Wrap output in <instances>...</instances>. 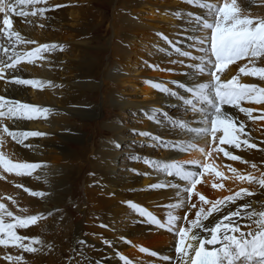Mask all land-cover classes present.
Returning a JSON list of instances; mask_svg holds the SVG:
<instances>
[{
	"label": "bare ground",
	"instance_id": "obj_1",
	"mask_svg": "<svg viewBox=\"0 0 264 264\" xmlns=\"http://www.w3.org/2000/svg\"><path fill=\"white\" fill-rule=\"evenodd\" d=\"M65 1L67 0L63 2ZM75 1H77V4L73 7L45 12L42 16L39 14L36 16L30 14L27 17L11 16L13 30L18 31L26 41L36 42L35 44H18L17 51H31L39 44L69 39L71 42L70 54L73 57H78L81 52L80 47L84 43L88 44L91 41H95L96 44L100 43L101 38L97 39L96 36L102 30L101 24L107 22L114 34L110 38V43L115 48V53L113 52V57L99 71L103 64L97 59L98 57L92 55L94 58H84V51L82 50V58L76 61L74 71H72L74 72L72 76L75 79L71 85L65 86L62 80L56 78L57 74H60L58 68L64 67L60 63V59L56 58L52 62L48 57L43 60H36L31 64L24 60V69L18 68L19 71L11 74L12 77L41 81L42 86L18 85L14 82L6 83L5 80H0V97L30 105H36L37 102H40L42 103L41 108L50 109L46 115H39L32 119L24 117L4 119V123L11 131L39 132L38 129H41L44 130L42 132L44 135L29 137L23 144L17 143L7 134L3 135V144L0 145V151L8 159L16 163H35L40 167L35 169L31 175L23 176L4 172L0 168V175L4 177L0 179V203L5 204L7 210L11 211L15 217L40 216L41 218L35 224L23 228L17 227L15 231L20 236L38 239L41 243L31 245L36 249L34 252L19 249L11 244L7 247L0 245V264H97V262L99 264H123L120 254L132 261V264H176L174 249L177 237L164 228L142 223L143 218L125 202L131 201L144 207L162 222L166 221L169 211L183 217L190 207V204H187L186 193L183 194L186 206L171 210L168 205L175 204L180 199L176 196V189H147L150 184L169 181L178 183L183 187L184 182L182 183V180L178 177H164L166 173L154 167L153 169L146 168L147 171L139 177L129 169L122 170L120 172L122 176L115 180L114 160L115 157L117 158L118 148L116 144L125 137L122 129L126 128L127 124H123L121 118L127 112V109L142 119L139 125L141 130L145 132L160 136L162 139L168 136L178 140L184 138L189 141L187 143L196 145V148L207 150L209 146H215L211 143L212 138L210 135L202 136L192 131V129L209 126L207 122L200 123L202 117L199 113H188L185 111L182 102V109L179 106L170 107L167 103L171 100L166 97L167 94L152 86L154 83L166 79L190 84L193 78L188 79V76L184 74L174 75L173 66L161 64L158 66L160 72H156V77H152L153 74L149 72L150 74H142L138 80L134 81L135 87L148 98L147 103L140 101L137 97H134V99L123 93L122 86L131 81L132 78L126 77V66H120L125 65L132 50L129 46L122 45L119 40L132 39L131 36L140 34L144 35L145 31L153 28L152 25L136 17L135 10L132 9L147 5H150L153 9L156 5L147 0H117L116 4L108 0ZM229 3H231V0H229ZM107 4L112 5V7L118 6L117 8L121 9V11L117 9L121 13L114 14V19L119 16V21L111 20L110 6L108 9L105 8ZM236 5L242 16L248 15L252 19H264V0H236ZM36 7L45 8L43 3L36 5ZM25 10L30 13L33 11L31 6ZM201 11L206 12L205 9H201ZM161 14L163 17H172V12L166 8L161 10ZM0 22H2V14H0ZM41 25L43 26L41 27ZM105 31H108V28ZM78 38L82 40L80 43L77 41ZM5 46H8V41L0 36V48ZM111 49L113 50V48ZM92 52H90V55ZM96 53L108 54V50H96ZM245 66L246 69H250L252 66L264 68V57L258 59L245 58L229 64L220 74L221 81L226 82V80H232L235 77L239 84L264 88V79L259 78V76L244 75L240 72V68ZM169 69L171 71H168ZM204 75H207V73ZM97 77H102L106 81L109 88L106 93L100 89L99 84L95 81ZM198 79L200 82H207L210 77L201 75L198 76ZM35 88L38 91H33ZM64 90H69V96L66 99H59L58 93ZM178 90L179 94L188 95L190 98V94H186L183 89L178 88ZM98 96L102 98L101 106L91 101L92 98L96 100ZM152 102L155 105H163L164 108L160 116L162 117V114L167 112L169 114L167 120L161 118V121L157 122L152 119L147 121L144 118V116L149 117L156 114L152 107L147 106L148 103L151 104ZM54 103L60 106L54 107ZM141 103L144 105H140ZM92 107L95 112L103 110L108 113L112 110L117 111V121L112 119L101 124L97 120L100 123L98 128L100 132L96 129L93 139L87 141L81 135H83V131L91 129L90 123L78 124L77 119L73 117L71 112L84 111L85 109H92ZM240 107L252 109V118L241 112ZM223 110L232 117L237 126L240 122L244 123V134L241 135V140L246 139L249 144L256 145L254 148L242 146L241 149L220 145V147L232 151L234 155L240 156L243 162L230 160L222 152L214 153L206 160L204 154L196 148L185 150L188 148L187 143L183 144L178 141L172 143L178 146L182 145L183 148L178 147L176 150L165 148L161 151L164 160L158 163L162 167L165 163H169V160L178 159V162L183 161L182 164L191 160L212 164L217 171L224 173L225 178L221 180L214 173L205 172L201 177V183L197 185L196 191L203 194L207 200L215 201L234 195L235 192L244 188L252 195L245 196L242 200L237 199L234 204L230 203L228 209L234 211L240 205L247 203L250 207L241 209L244 214L252 211H264V187H261L258 183L259 178L264 175V103L258 104L245 100L240 102L239 107L224 105ZM173 120L185 122V129H179L178 125L174 126L171 123ZM107 133H109L108 138H101ZM217 135L221 134L218 133ZM69 136L82 137L83 145L67 143V137ZM98 139L99 143H97ZM25 145H30V147ZM88 156L92 159H89ZM229 165L237 169L242 175L256 177V180L249 183L247 180L240 181L236 179L230 171ZM253 165L256 167L254 168ZM87 166H92L93 172L85 176ZM131 166L133 167L134 164ZM185 167L189 170H197L188 164H185ZM145 173L148 175H145ZM116 181L120 184L132 181V185H138L140 190L136 194L119 198L121 191L117 195L113 193L117 192V189L122 190L125 186L120 185L121 188H116ZM80 183L84 194V203L80 208H84L83 221L77 224L72 219L69 222L65 206L73 203V197L77 195V189L73 188V185H79ZM214 183H222L223 187L214 188ZM17 185H20V187H17ZM25 188L29 191H25ZM31 192H43L45 195L37 197L31 195ZM192 202L197 203L198 206L196 209H191L189 219H194L195 212L199 210L198 197H193ZM210 206V204L204 205L205 211ZM219 215L213 213V216L219 217ZM3 219L6 223L14 222L12 217L6 215ZM256 219H259V217H253L252 220H249L244 215L243 219H239L241 231L255 230L254 220ZM210 221L215 222L212 216L209 217L208 221L203 222L208 224ZM179 223L184 224V221L181 220ZM99 224L107 225V227H98ZM201 234L210 238L209 233ZM236 235L239 236V233H236ZM67 238L71 239L69 245H65ZM104 239L112 241V247L104 244L102 242ZM81 240L86 241V244L80 245L79 241ZM23 243L28 244L30 241L25 240ZM141 247L148 249L149 253L141 252ZM206 247L212 246L206 245ZM216 247H219V245H216ZM70 248H73L72 257L66 262L64 255L68 253L67 249L71 250ZM151 252L158 255L153 256L150 254ZM6 256H22L23 259L19 262L9 261L5 259ZM166 257L170 259H165Z\"/></svg>",
	"mask_w": 264,
	"mask_h": 264
},
{
	"label": "snow or ice",
	"instance_id": "obj_2",
	"mask_svg": "<svg viewBox=\"0 0 264 264\" xmlns=\"http://www.w3.org/2000/svg\"><path fill=\"white\" fill-rule=\"evenodd\" d=\"M46 0H0V14H2V22H0V36L8 41V46L0 48V80L7 82H14L18 85L29 86H42L41 81L22 79L19 77H12L8 81L6 74L9 76L16 71H19L18 65L27 60L28 63H34L38 59H43V53L50 52L52 49L58 47L55 44H42L33 48L31 51L20 52L17 51L18 44H35V41L25 40L18 31L13 30L12 15L27 17L28 15L36 16L37 14L43 15L47 8H37L36 5L45 3ZM187 3L205 9V15H197L188 13V22L193 25V31H204L205 35L197 37L195 35L187 37L192 43L189 47L194 48L200 55H192L189 51H183L178 42L168 40L166 36L164 40L171 45L172 50L181 57H186L195 64L186 65L192 69L191 73H184L193 77L190 84L183 82H173L178 88L183 89L188 95H180L176 91H172L162 84L154 83L152 86L157 88L160 92L166 93L171 97H175L182 101L185 106V111L188 110L187 106L191 107L193 112H198L202 121L207 122L203 128L192 129L202 136H211L212 145L206 150L205 148H196V145L189 144L188 149L196 148L204 154L205 159L213 156V154L223 153L225 157L233 161H242L238 155H234L232 151L227 150L220 145H228L241 149L242 146L248 148L256 147L255 144H249L248 140H241V135L244 134L245 125L240 122L237 126L232 117L223 110L224 105L239 107L241 101H251L258 104L264 103V88H257L255 85L239 84L235 77L227 82L221 81L220 74L229 65L245 58H261L264 57V19H252L248 16H242L240 9L236 5V0H224L222 4L212 3L209 0H187ZM31 6L33 11L29 13L25 9ZM57 5L56 7H61ZM211 18V19H209ZM43 25H41L42 27ZM210 33V34H209ZM162 35V34H161ZM61 50H62V46ZM250 62H252L250 60ZM171 63L184 64L183 60H173ZM152 68H158V65H148ZM168 71H171L170 69ZM240 72L244 75L259 76L264 79V68H252L246 70L245 67L240 68ZM210 77L207 82H200L199 75L205 74ZM199 105V107H197ZM241 112L247 114L252 118V109L240 107ZM50 109L41 108L38 106L19 103L16 101L6 100L0 97V145L3 144V135L7 134L17 143L23 144L29 137H36L44 135L40 132H17L11 131L4 123V119H12L14 117H24L32 119L39 115H46ZM168 113L164 112L162 117L160 115H150L148 118L161 121V118L167 120ZM171 123L179 128L185 127V122L173 120ZM135 133V130H133ZM220 133L221 135H217ZM140 136L149 138L153 143L152 147L161 146L176 150L178 147L183 148L182 145L178 146L175 143L169 144L160 136L154 135L149 132H140ZM29 146L30 145H25ZM116 147L120 145L117 143ZM243 162V161H242ZM149 166L162 170L169 177H178L184 182L181 187L178 183L171 181L165 183H155L148 185L147 190L173 188L176 189V196L180 199L175 203L168 205L171 210L180 209L186 206V201L183 194H187V204L190 207L183 217L175 215L173 211H169L166 221L162 222L152 212L144 207L131 202H125L131 207L140 217L142 223L154 225L157 228H164L172 232L177 237L175 245L176 264H264V211L260 212H241V209H247L249 204H243L232 211L228 209V205L234 204L237 199H244L245 196L252 195L247 189H240L234 195H229L220 200L209 201L207 198L196 191L197 185L201 183V177L208 173H214L216 177L223 180L224 173L217 171L212 164L202 163L199 160H191L185 164L191 165L194 169L189 170L182 163H165L162 167L158 162L145 160ZM40 167L35 163H16L8 159L6 155L0 151V168L7 173H15L17 176L31 175L32 172ZM234 177L240 181L247 180L249 183L256 180V177L251 175H242L237 169L228 166ZM255 168L256 166L253 165ZM145 175H148L145 173ZM4 177L0 175V179ZM258 183L264 187V175H262ZM20 187V185H17ZM214 188H222V183H214ZM25 191H29L27 188ZM33 196L43 197V192H31ZM193 197H198L199 210L195 212V218L189 219L191 209H196L198 204L192 202ZM15 203V201H13ZM210 204L211 206L205 211L204 205ZM213 213L220 214L219 217L213 216ZM12 217L14 222L6 223L3 219L4 216ZM244 215L249 220L253 217H259L254 220L256 225L255 230L248 232L241 231L239 219H243ZM212 216L213 221L205 224L203 221H208ZM41 217L30 216L27 218L15 217L11 211H8L5 204L0 203V245L7 247L9 244L23 249L28 252H34L36 249L32 244L41 243L38 239H33L26 236H20L15 229L17 227H27L35 224ZM236 218V219H234ZM183 220L184 224L179 222ZM186 225V226H185ZM107 227V225H101ZM209 233L210 238L203 236L201 233ZM239 233V236L236 235ZM29 240L30 243L25 244L23 241ZM102 242L109 247H112V241L104 239ZM127 242V241H125ZM80 245L86 244V241H79ZM211 245V248L206 247ZM219 245V247H216ZM141 252L149 253L148 249L140 248ZM153 256L158 255L155 252L150 253ZM5 259L9 261L19 262L22 256H6ZM120 259L123 264H132L127 257L121 256ZM165 259H170L166 257ZM99 264V262H97Z\"/></svg>",
	"mask_w": 264,
	"mask_h": 264
},
{
	"label": "rangeland",
	"instance_id": "obj_3",
	"mask_svg": "<svg viewBox=\"0 0 264 264\" xmlns=\"http://www.w3.org/2000/svg\"><path fill=\"white\" fill-rule=\"evenodd\" d=\"M63 1L64 0H49V1L46 0V2L43 3L45 8L48 9V11H46V12H51L54 10H60L63 8L64 9L70 8V7H73V5L77 4V1H75V0H67L65 2H63ZM101 1H105V0H101ZM108 1H110V2L113 1L116 4L117 0H115V1L114 0H108ZM147 1L156 5V7L151 9L150 5H147V6L138 7L136 9H132V10H135L134 13H135L136 17H139L140 19L144 20V22L152 25L153 28H149V30L145 31L144 35L140 34L137 36H131L132 39L119 40V42L122 45L129 46V48L132 50V53L127 57L128 60L125 63V65L120 66V67L126 66L125 67L126 68L125 75H126V77L132 78L131 81L125 83V85L122 86L123 87V93H125V94H127L133 98L137 97L140 99V101H144V103H147L148 98L145 97L144 93L141 90H139L138 88L135 87L134 81L138 80L142 76V74H150L149 72H151V74H153L152 77H156L155 76L156 72H160L159 67L153 69L152 67H149L148 65H158L159 66L161 64H164V65L168 64V65L173 66V68L175 70L173 72L174 75L175 74L181 75L184 73H191L193 70L186 67V65L196 63V61H192L189 58L178 56L172 50L171 45H169L168 42L163 39V37L166 36L168 38V40L178 42V46H180L183 51H189V52H191L192 55H200V53L196 52L194 48L189 47V45L192 42L190 40H188L187 37L193 36V35H195L197 37H201V36L205 35L204 31H193L194 26L193 25L191 26V24H189V22H188V19H189L188 13H194V14L201 15V16L205 15V13H203L201 11V8L188 4L187 0H147ZM223 1L224 0H215V1H209V2L222 4ZM57 5H62V6L56 7ZM109 6L110 5L107 4V5H105V8L108 9ZM117 7L118 6H113V7H112V5L110 6L111 20L119 21V16H117L116 19H114V14L118 15L119 13H121V12H119V11H121V9H119ZM119 7H120V5H119ZM164 8H166L170 12H172V17H163V15L161 14V10ZM101 10L103 11V9H101ZM249 17H251V16H249ZM163 18H165V19H163ZM101 26H102V30L96 36V37H98L97 39L101 38L100 43L96 44L95 41H91L88 44L84 43L83 46L80 47L81 52H80V56H78V57H73L70 54L71 42L69 39L65 40V41L56 40V41L44 43V44H55L58 46V47L52 49L50 52L43 53V59H46L48 57V59L52 62H54V60L56 58L60 59V63H62L64 65V67L58 68L60 74H57L56 78L62 80L63 81L62 83H65V86L71 85L72 81L75 79L72 76L74 73L72 71H74V66L77 63L76 61L78 59L82 58V50L84 51L83 52L84 58H94V57L97 58L98 57L97 59H99L100 62L103 64L99 68V71L102 70L104 68V66L107 65L110 58L113 57V52L115 53V48L112 47V45L110 43V38L113 37L114 34L112 33V30H110L111 28H110L109 23H107V22L102 23ZM107 28H108V31H105ZM158 29H160V30H158ZM201 33H203V34H201ZM77 41L80 43L82 40H80V38H78ZM39 45H42V44H39ZM39 45H37L35 47H38ZM60 46H62V50H61ZM111 48H113V50ZM96 50H108V54H102V53H96L95 54ZM91 51H93V52L90 55ZM100 54H102V55H100ZM43 59H38V60H43ZM173 60H177V61L183 60L184 64L182 65L180 63H174L175 64V67H174V64L171 63V61H173ZM247 62H248V60H247ZM28 65H30V64H28ZM24 66H25V63H23V61H22L17 67L24 69ZM252 68H254V66H252L250 69H252ZM250 69L248 68L246 70H250ZM202 75L208 76V75H204V74H202ZM186 76H188V79L193 78L190 75H186ZM199 76H201V75H199ZM6 78L8 79V81L12 80L11 75L9 76L8 74H6ZM141 80H142V78H141ZM95 81L99 84L100 89H102L105 93L108 91L109 88L107 86V83L102 77L95 78ZM227 81H229V80H226V82ZM156 83L162 84L172 91H176V92L179 91L177 85L174 84L173 81H171L170 79L161 80L160 82L158 81ZM33 91L36 92V91H38V89L36 90V88H35V89H33ZM68 91L64 90V91L58 93L59 94L58 98L59 99L60 98L66 99L69 96ZM180 95H184V94L180 93ZM168 96L169 95L167 94L166 97L169 98V100H171V101L168 102L167 104H169L170 107L174 108L175 106H179V108L182 109V104H181L182 101L178 100L175 97H171V96L168 97ZM86 97H88V96H86ZM101 99H102L101 96H98V98H96V100L94 98H92L91 101L96 102V104L101 106V101H102ZM31 100H32V98H31ZM41 104L42 103L37 102V104L36 105L34 104V105L40 107V106H42ZM152 104H153V102L151 104L148 103L147 106L152 107L156 111V115H160V113L162 112V109L164 108V107H162L163 105H161V104L160 105H157V104L152 105ZM140 105H144V104L141 103ZM53 106L59 107L60 105L54 103ZM187 107H188V110H187L188 113L189 112L190 113H198V112H193L191 110L190 106H187ZM85 108H87V107H85ZM92 109H93V107H92ZM92 109H85L84 111L71 112L73 117L75 119H77L78 124L79 123H81V124L90 123L91 129L83 131L82 132L83 135H81L84 138H86L87 141H90V139L91 140L93 139L96 129L99 131L98 128L100 127V123L102 124L103 122H106V121H109L112 119H116V121H117V111L112 110V111H109V113L106 110H103L101 112L100 111L95 112L94 109L93 110ZM126 111L127 112L121 118L122 123L127 124V127L122 129V131L125 133V137L118 141V144L120 145V147L117 150V154H116L117 158L115 157V160H114V164H115L114 172L116 174L114 177L115 180H117L118 178H120L122 176L120 174V172L122 170L129 169L132 171L133 174L135 173L139 177L145 171H147L148 168L153 169V167H151V166H149V164L145 163L146 159L150 160V161H156V162L164 160V158L161 156V151L164 150L165 147H161V146L152 147V146H150L153 142L149 138L140 136L138 134L140 132H145V131L141 130V126L139 125L141 123L140 121H142V119L140 117L136 116L135 113H132V111H130L129 109H127ZM171 116H173V115H171ZM144 118L147 121L149 119L146 116H144ZM178 119H180V117H178ZM97 120L100 121V123ZM138 125H139V127H138ZM133 126H136V127H133ZM179 129H181V128H179ZM184 129L185 128H183L182 130H184ZM131 130H135V133H134V131H131ZM38 131L40 133L44 132V130H41V129L40 130L38 129ZM108 134L109 133L105 134V136H103L101 138H108L109 137ZM164 140H166L169 144L172 142L177 143L178 141H180V143H183V144H186L187 142H189L187 139L182 138L181 140H178L177 138L175 139L171 136L164 138ZM98 141H99V139L97 140V143H99ZM67 143L77 144V145L81 146V145H83V138L82 137L75 138L73 136H69V137H67ZM189 144L190 143H187V145H189ZM169 150H172V149L169 148ZM88 157H90V156H88ZM89 159H92V157H90ZM173 162L182 163L183 161L178 162V159L177 160H175V159L169 160V163H173ZM130 164L131 165L134 164V166L132 167ZM142 165H143V167H142ZM91 172H93V167L87 166V168H85V176ZM123 177H127V176H123ZM164 177L170 178L169 176H167V174H164ZM182 183H183V181H182ZM120 185H123L125 187L122 190L117 189V192L115 191L113 193V194L117 195L121 191L119 198L128 197V196H130L129 194H136V192H138L140 190V187L138 185L137 186L132 185V181H130V182L126 181V182H123L122 184H120V182L119 183L117 182L116 188H121ZM81 186H82L81 183L79 185L78 184L73 185V188L77 189V195L75 197H73V203H69L65 206V211H66L67 216L69 217V222L72 219L77 224L82 223V221H83L82 216H83V208L84 207L80 208V206L81 205L83 206L84 194L82 193ZM182 186H184V184ZM98 227H101V225L99 224ZM65 242H66L65 245H69L71 242V239L67 238L65 240ZM176 242H177V240H176ZM70 249L71 250L67 249L68 253H66L64 255L66 262H68L70 260V258L72 257L73 248H70ZM174 251H175V249H174ZM120 257H121V254H120Z\"/></svg>",
	"mask_w": 264,
	"mask_h": 264
}]
</instances>
